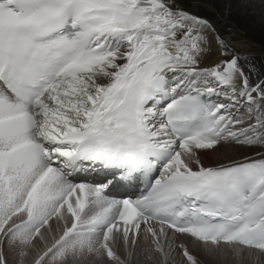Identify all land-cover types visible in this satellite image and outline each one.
Wrapping results in <instances>:
<instances>
[{"label":"snow or ice","instance_id":"1","mask_svg":"<svg viewBox=\"0 0 264 264\" xmlns=\"http://www.w3.org/2000/svg\"><path fill=\"white\" fill-rule=\"evenodd\" d=\"M255 12L264 0H0V264L264 254V61L232 22ZM220 145L258 151L206 166Z\"/></svg>","mask_w":264,"mask_h":264},{"label":"bare ground","instance_id":"2","mask_svg":"<svg viewBox=\"0 0 264 264\" xmlns=\"http://www.w3.org/2000/svg\"><path fill=\"white\" fill-rule=\"evenodd\" d=\"M185 2L186 3L190 2V0H185ZM232 22L243 30L244 34L247 36L248 40L250 41L251 47L248 50H251V52H253L251 54L256 58L258 62L264 61V53L261 52V51H264V19L261 18L259 12H255L252 14L244 13L241 15H233ZM218 58H219L218 53H214L212 56V59L215 60ZM226 148H230L231 152L232 151L237 152V150L247 149V148L234 147V145L226 146ZM222 154H226V153H222ZM200 155H201V159H208L209 157H212V153H208V151H202ZM239 159H242V158H239ZM245 252H247V250ZM253 252L257 254L258 250H253ZM226 257H228V259H226ZM249 258L252 261V258L248 256L247 254H245L243 260H241L240 258H237L236 260L238 261L235 260L234 262L242 261L241 263H243L245 261H248ZM227 260H231L229 259V256H225L220 261L214 260L210 262L212 264H219V263H225V262L229 264H233L232 261H227Z\"/></svg>","mask_w":264,"mask_h":264},{"label":"rangeland","instance_id":"3","mask_svg":"<svg viewBox=\"0 0 264 264\" xmlns=\"http://www.w3.org/2000/svg\"><path fill=\"white\" fill-rule=\"evenodd\" d=\"M248 49H250V48H248ZM248 49H245V50L251 52V50H248ZM261 52L264 53V51H261ZM251 53H253V52H251ZM226 146H229V145H220L215 150H206V151H208V153H212V157H209L208 159H202V161L204 160L203 163L206 166H210V165L211 166H215V164L217 163V160L218 159H222L223 158V155H225V154H222V153H226V155H228V156H231V157H234V158H238L239 159V158H243L244 155H246V154L247 155H252L256 151H258V149H246V150H237V152H233V151L231 152L230 151V148H226ZM234 147H240V148H242L241 146H237V145H234ZM245 254H247V252H245ZM227 256H229V259H231V260H227V261H232L233 264L234 263L235 264H264V254H260L259 252L257 254L254 253V255L250 256L252 258V261L249 258L248 261H245L243 263H241L242 261L241 262H234L237 258H234L231 254H228ZM224 257L225 256H220V257H218L216 259V261H220ZM205 259L207 261V258L206 257H205ZM226 259H228V257H226ZM236 261H238V260H236ZM134 264H152V262L149 261L146 257H140L139 260H135L134 261ZM207 264H212V263L210 261H208ZM219 264H229V263L225 262V263H219Z\"/></svg>","mask_w":264,"mask_h":264}]
</instances>
